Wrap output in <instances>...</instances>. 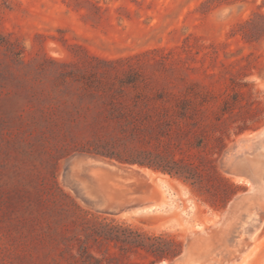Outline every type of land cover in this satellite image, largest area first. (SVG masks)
<instances>
[{"label": "rangeland", "instance_id": "374dc122", "mask_svg": "<svg viewBox=\"0 0 264 264\" xmlns=\"http://www.w3.org/2000/svg\"><path fill=\"white\" fill-rule=\"evenodd\" d=\"M101 59L209 101L228 134L216 164L242 186L226 208L178 177L105 158L143 174L93 170L125 207L83 195L72 160L87 137L64 131L60 75L73 69L63 62ZM102 219L183 241L156 264H264V0H0V264H82L79 238Z\"/></svg>", "mask_w": 264, "mask_h": 264}, {"label": "trees", "instance_id": "16d2710c", "mask_svg": "<svg viewBox=\"0 0 264 264\" xmlns=\"http://www.w3.org/2000/svg\"><path fill=\"white\" fill-rule=\"evenodd\" d=\"M119 62L101 59L104 66L92 69L62 63L73 68L60 75L65 85L60 96L71 104L61 109L64 131L73 139L87 137L77 152L178 177L216 196L212 205L226 208L242 186L216 164L228 134L220 130V118H211L209 101L150 86L135 67L119 69ZM202 149L206 155L200 154ZM192 150L196 152L185 155ZM220 191L223 196L218 197ZM85 231V238H79L82 264H156L181 255L184 248L174 236L151 234L114 220L94 221ZM110 244L115 252L107 248ZM132 255H145L148 261Z\"/></svg>", "mask_w": 264, "mask_h": 264}, {"label": "water", "instance_id": "95a60500", "mask_svg": "<svg viewBox=\"0 0 264 264\" xmlns=\"http://www.w3.org/2000/svg\"><path fill=\"white\" fill-rule=\"evenodd\" d=\"M75 165H79V172L75 173ZM101 166L112 176H116L118 174H125L122 172L125 169H132L134 173L138 177L143 176L138 170L133 169L131 167H123L119 164H116L111 161H106L104 158L94 155L81 154L77 155L72 160V168L73 172V180L77 185L80 186V189L85 197L90 199V201L99 209L106 210H121L125 207V203L123 201V197L120 200H114L107 197L102 191H100L96 185L93 183V179L91 178L89 173H83L81 169L85 171H89L90 167ZM81 170V171H80ZM250 176L252 174L248 173ZM247 175V174H246ZM122 196V195H120Z\"/></svg>", "mask_w": 264, "mask_h": 264}, {"label": "bare ground", "instance_id": "6f19581e", "mask_svg": "<svg viewBox=\"0 0 264 264\" xmlns=\"http://www.w3.org/2000/svg\"><path fill=\"white\" fill-rule=\"evenodd\" d=\"M253 145V144H252ZM253 147V146H252ZM248 164V163H247ZM249 165V164H248ZM79 168L80 166L79 165H75V173H78L79 172ZM96 168H99L101 170H103L107 175H110L112 176L111 174H109L107 171H105V169L101 166H94V167H90L89 168V171L91 174V178L93 179V183L96 185V187L102 191L107 197H109L110 199H114V200H119L118 198L115 197L116 194H120L119 191L113 189L112 187H110L108 184L105 185V189H102L100 187V184H99V181L96 179V177L93 175V170L96 169ZM135 169V168H133ZM129 170V169H125L123 170L122 172H124L125 174L127 173L126 171ZM132 170V169H131ZM134 171V170H132ZM134 173V172H133ZM135 174V173H134ZM136 175V174H135ZM244 176V175H243ZM122 193V192H121Z\"/></svg>", "mask_w": 264, "mask_h": 264}]
</instances>
